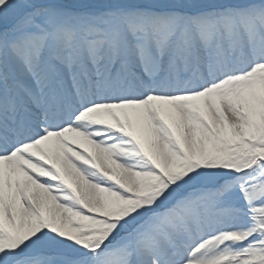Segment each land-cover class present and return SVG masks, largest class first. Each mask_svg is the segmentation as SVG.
<instances>
[{"label": "snow or ice", "instance_id": "1", "mask_svg": "<svg viewBox=\"0 0 264 264\" xmlns=\"http://www.w3.org/2000/svg\"><path fill=\"white\" fill-rule=\"evenodd\" d=\"M0 264H264V0H0Z\"/></svg>", "mask_w": 264, "mask_h": 264}]
</instances>
